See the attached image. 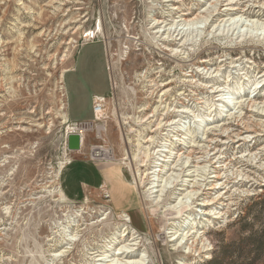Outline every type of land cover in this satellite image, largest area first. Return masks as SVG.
<instances>
[{"label": "rangeland", "instance_id": "1", "mask_svg": "<svg viewBox=\"0 0 264 264\" xmlns=\"http://www.w3.org/2000/svg\"><path fill=\"white\" fill-rule=\"evenodd\" d=\"M95 43L111 90L93 99L99 118L74 123L67 74ZM89 65L83 81L99 83ZM258 83L264 0H0V264H264ZM69 93L72 115L91 116ZM86 123L70 151L69 127ZM100 146L113 159H94ZM216 181L222 201L200 206Z\"/></svg>", "mask_w": 264, "mask_h": 264}, {"label": "crops", "instance_id": "2", "mask_svg": "<svg viewBox=\"0 0 264 264\" xmlns=\"http://www.w3.org/2000/svg\"><path fill=\"white\" fill-rule=\"evenodd\" d=\"M92 45H100L98 43L95 44H91L88 45L87 47H85L82 52L80 53L79 58L83 57V54L85 53V51L91 47ZM102 47V45H100ZM101 55L99 56V59L97 58V56L95 55L94 57L89 56L87 59L85 58L84 61V68L83 70H79V65H78V59L76 60V65H74V68L72 70H69L68 74H67V81H66V92H67V97H68V116L70 118V120L74 123H84V122H89L92 121L95 117V113H94V109H93V99L95 96H107L111 90V83H110V77H109V73L107 71V67H106V53L105 51H103V47L101 50ZM92 59H95V61L97 62H101V66L102 67V72H103V79L99 82V83H90L87 82V84L83 81V79L85 81H88L86 78L81 77V74H86L89 73L91 71V66L90 61ZM80 74V75H79ZM70 79V80H69ZM68 81H71V85L69 87V83ZM69 89L71 90L72 94L75 95V104H79V105H88V107H91V116L89 115L88 117H84L81 118L80 114L78 113H74V116L72 115V110L69 104V99H70V93H69ZM94 168V172L97 174L98 177H102L104 176L103 173L101 172L100 168L97 166L93 167Z\"/></svg>", "mask_w": 264, "mask_h": 264}, {"label": "bare ground", "instance_id": "3", "mask_svg": "<svg viewBox=\"0 0 264 264\" xmlns=\"http://www.w3.org/2000/svg\"><path fill=\"white\" fill-rule=\"evenodd\" d=\"M224 2V1H223ZM232 11H234L233 9H229L228 10V14L226 15V16H230L232 19H236L237 18V14H234V13H231ZM239 17V16H238ZM252 20V19H251ZM87 37H90L91 38V36H87ZM183 41V40H182ZM174 44H176V42L175 43H173V44H170V45H174ZM89 45V44H88ZM87 45V46H88ZM205 62V61H204ZM203 62V63H204ZM174 70V69H173ZM174 82L173 81H171V82H168V83H166V85H172ZM261 83H258L257 84V87H256V89H263L264 88V86H262L261 87ZM239 86V85H238ZM172 87V86H171ZM261 87V88H260ZM234 89V88H233ZM242 89V88H241ZM238 90V89H237ZM222 92L221 91H219V92H215V94H216V97H219V101H221L222 102V100L220 99L221 97H222V95H220ZM185 95V94H184ZM215 97V98H216ZM224 98V97H223ZM233 101L235 100V98L234 99H232ZM182 113H186V112H182ZM103 114V109H102V107H101V109L99 108L98 110H97V117L99 118L101 115ZM63 119H64V123H70V120H69V118H68V116L65 114L64 116H63ZM101 126V125H100ZM69 130L70 131H73V130H75V131H77L78 132V134H81V139H82V145H83V140H84V136H83V132H85V131H91L92 130V125L91 124H88V123H86V124H80V125H74L73 127H69ZM97 131H98V134H99V136H101V134L103 133V132H105V127H103V126H101V127H98V129H97ZM81 132V133H80ZM74 133H76V132H74ZM73 134V133H72ZM81 148H82V146H81ZM217 148V147H216ZM215 148V149H216ZM264 150V149H263ZM220 153V152H219ZM146 154V153H145ZM144 155V154H143ZM216 156H218V153H217V155ZM92 157L94 158V159H96V160H98V161H109L110 159H113V152H112V150L111 149H107L106 147H103V146H100V147H95V148H93L92 149ZM144 159H149V154H146V155H144V156H142ZM215 159H217V157H215ZM220 159H222V158H219V160H218V162H216L215 164H222V163H226V160H224V161H222L221 162V160ZM261 161V160H260ZM238 162V161H237ZM228 163V162H227ZM227 165V164H226ZM239 167V166H238ZM219 168H221V167H219ZM108 169L106 168L105 170H102V173L104 174V176L105 177H109V176H113L110 172H105V171H107ZM152 170V169H151ZM238 170V169H237ZM152 174V173H151ZM150 173H148V175H147V181H149V180H151V175ZM243 176V175H242ZM114 177V176H113ZM219 177H220V175H219ZM218 177V179L220 180V178ZM244 177H246L247 179H250V177L249 176H247L246 174L244 175ZM253 177V176H252ZM239 178V177H238ZM245 178V180H247ZM107 180V179H106ZM218 180V181H219ZM218 181H216V182H218ZM249 181V180H248ZM149 183H150V181H149ZM241 184H242V182H241ZM244 184V183H243ZM150 185V184H149ZM221 185V184H220ZM210 186H213L211 189H214L215 191H219L218 193V195L217 196H215L212 200H203L202 202V204L200 203L199 205L200 206H203V207H208V206H210V205H212L213 203L215 204L216 202H218V201H222V199H223V197L224 196H222V192H220L222 189H221V186H219V182L218 183H216L215 185L214 184H212V185H210ZM151 188V187H150ZM225 190V189H224ZM255 191V190H254ZM226 194H228V192L226 193ZM225 194V195H226ZM191 196V195H190ZM196 196V195H195ZM169 198V197H168ZM228 206V205H227ZM181 209L179 210L180 212H183L186 208H187V204L185 203L183 206H181L180 207ZM152 209H154V211H156V214H158L159 213V210H158V208H152ZM178 211V212H179ZM211 213L212 212H215L214 210H211L210 211ZM152 214L154 215V212L152 211ZM163 215V214H162ZM175 215H177V213H175V212H172V211H168L164 216L165 217H174ZM215 215H220V212L219 213H215ZM129 217V216H128ZM218 218V217H217ZM130 220H131V218H130ZM129 222V221H128ZM127 227H125L126 228V231L124 232V233H126L127 231H134V232H136V229L135 228H133L132 227V222H130V225H126ZM130 234V233H129ZM136 235H138V233H136ZM135 235V236H136ZM206 236V235H205ZM201 237L200 238V242L199 243H201L202 244V247L203 248H209V247H211V246H213L212 245V242H211V240L209 239V238H207V237ZM137 239V238H136ZM136 239H135V241H136ZM161 239H162V241L164 242L165 240H166V237H161ZM192 247H194L195 248V245L194 244H192ZM197 249V248H196ZM207 252H209V250H207ZM136 254V252H134V251H130V252H124L123 253V258H130V257H134V255ZM124 256H126V257H124ZM208 256H210V255H208ZM133 264H139V263H137V262H134ZM150 264V263H149Z\"/></svg>", "mask_w": 264, "mask_h": 264}, {"label": "water", "instance_id": "4", "mask_svg": "<svg viewBox=\"0 0 264 264\" xmlns=\"http://www.w3.org/2000/svg\"><path fill=\"white\" fill-rule=\"evenodd\" d=\"M81 146L82 139L80 134L73 133L68 136V149L70 151L78 152L81 150Z\"/></svg>", "mask_w": 264, "mask_h": 264}, {"label": "built area", "instance_id": "5", "mask_svg": "<svg viewBox=\"0 0 264 264\" xmlns=\"http://www.w3.org/2000/svg\"><path fill=\"white\" fill-rule=\"evenodd\" d=\"M105 99H100V98H96L95 100V106H94V109H95V114H96V119H97V110L101 107H103V103H104ZM76 132L78 134L77 131L73 130L70 132V134ZM81 133V132H80ZM81 135V134H80Z\"/></svg>", "mask_w": 264, "mask_h": 264}]
</instances>
